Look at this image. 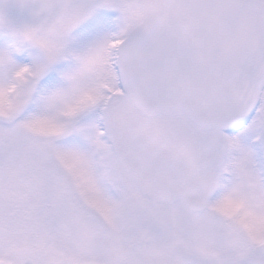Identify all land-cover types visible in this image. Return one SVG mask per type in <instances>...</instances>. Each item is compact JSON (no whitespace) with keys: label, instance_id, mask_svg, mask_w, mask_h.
Wrapping results in <instances>:
<instances>
[{"label":"snow or ice","instance_id":"6c2138e0","mask_svg":"<svg viewBox=\"0 0 264 264\" xmlns=\"http://www.w3.org/2000/svg\"><path fill=\"white\" fill-rule=\"evenodd\" d=\"M0 264H264V0H0Z\"/></svg>","mask_w":264,"mask_h":264}]
</instances>
